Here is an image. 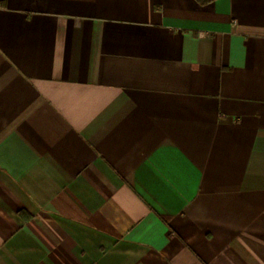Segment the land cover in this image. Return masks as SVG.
<instances>
[{
  "label": "crops",
  "instance_id": "0c3cea01",
  "mask_svg": "<svg viewBox=\"0 0 264 264\" xmlns=\"http://www.w3.org/2000/svg\"><path fill=\"white\" fill-rule=\"evenodd\" d=\"M0 264H264V0H0Z\"/></svg>",
  "mask_w": 264,
  "mask_h": 264
}]
</instances>
